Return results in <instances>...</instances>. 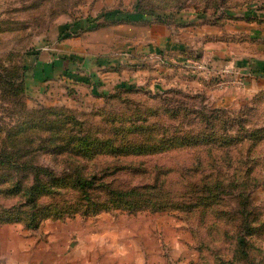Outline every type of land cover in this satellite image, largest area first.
I'll return each mask as SVG.
<instances>
[{"label": "rangeland", "instance_id": "rangeland-1", "mask_svg": "<svg viewBox=\"0 0 264 264\" xmlns=\"http://www.w3.org/2000/svg\"><path fill=\"white\" fill-rule=\"evenodd\" d=\"M238 1V5L257 7L262 2ZM14 2L17 11L4 15L0 28V220L6 217L5 210L14 209L19 221L7 223L27 229L37 230L47 222L102 228L88 238L82 236L78 258L75 255L72 262L69 249L65 264H264V139L257 132L264 127L263 95L242 110L215 107L203 95L175 88L119 91L116 99L103 96L101 101L85 104L75 97L73 86L66 90L68 97L54 101L32 95L26 85L29 55L44 52L37 37L46 30L51 32L62 16L67 20L86 13L96 17L100 11L118 7L157 15L164 12L160 16L169 18L185 5L202 6L204 0ZM48 123L67 127L61 135L67 132L71 147L106 139L112 141V147H121L118 153L130 154L117 160L104 151L90 161L81 153H61L45 143L51 135L43 130ZM200 136L210 142L197 148L187 144L151 150L168 137L193 140ZM134 145L149 148L139 152ZM69 155L79 169L86 166L82 177L96 174L122 189L151 183L158 172L172 204L160 210L114 206L95 214L81 210L59 215L55 205L68 209L81 198L77 191L62 188L54 196L49 192L39 197L36 210L43 217L38 227H29L30 204L34 205L31 187L74 176L79 169ZM116 161H142L147 174L115 169ZM107 166L112 169L104 173ZM14 185L16 193L11 189ZM103 197L99 194L94 200ZM45 208L52 210L50 216L44 217ZM74 241L76 246V237Z\"/></svg>", "mask_w": 264, "mask_h": 264}, {"label": "crops", "instance_id": "crops-1", "mask_svg": "<svg viewBox=\"0 0 264 264\" xmlns=\"http://www.w3.org/2000/svg\"><path fill=\"white\" fill-rule=\"evenodd\" d=\"M14 1L0 0V28L3 16L17 11ZM126 11L137 21L92 30L87 28V19L94 15L88 13L57 19L51 32L46 30L36 39L44 52L29 55L30 73L25 80L32 95L58 101L68 97L66 90L73 86L75 97L88 104L127 88H175L203 95L215 107L240 110L264 91V9L185 5L161 20L142 19L137 10ZM190 57L205 61L207 69L195 72L186 64ZM226 67L238 69L244 83L217 86L213 71ZM96 229L47 222L32 230L1 223L0 264H65L69 249L74 262L82 236L88 238Z\"/></svg>", "mask_w": 264, "mask_h": 264}, {"label": "trees", "instance_id": "trees-1", "mask_svg": "<svg viewBox=\"0 0 264 264\" xmlns=\"http://www.w3.org/2000/svg\"><path fill=\"white\" fill-rule=\"evenodd\" d=\"M200 1L202 2L203 0ZM215 1L216 3L213 4L214 0L211 1L204 0L202 6H204L205 8H214L218 10L221 8H228L235 6L239 7L242 5L244 6V4L245 5L247 4L244 3L238 5L239 4L238 0H235L236 4L232 0H215ZM160 7L167 8L162 5ZM260 9H264V0H262L261 2ZM137 11L140 15H142L143 17L142 19H146L147 17H150L161 20L163 18V16L157 15L155 14V12L149 13L148 11L141 9ZM128 21H137L136 19H134L133 13H129L125 10H120V9H112V10L110 9V10L102 11L96 17H89L87 19V28L92 30L100 26H104L106 24L128 22ZM127 90L145 91L144 88L143 89L127 88L124 90L123 89L118 90L117 92L112 94L104 95V97L107 100L116 99L118 97L119 91H127ZM262 95L264 97V91L259 93L255 97L254 101H256V99H258ZM214 109L221 110V108H214ZM119 121L122 120L119 119ZM65 129L67 130V127L65 128L64 124L55 125L48 123V125L44 127L43 130H48L51 135L49 136L48 139L45 140V143L52 144L53 148L61 153L66 151H69L70 154L81 153L83 154V156L89 157L90 161L92 159L94 160V155L100 154L101 152L104 151L107 152L106 154L112 156L113 158H116L117 160H119L121 156H127L128 154H130V153H118L121 147L118 146L116 147L115 145L114 147H112L111 144L112 141L106 139H100L97 142L87 141L88 143L84 142L81 146L71 147L70 141H68L67 136H65L67 132L64 135H61L65 132ZM257 132H259V136H261V139H264V134H263L264 127L258 129ZM200 137H196L193 140H187L186 137H179V138L168 137L167 139H164L163 141L159 142L158 145L151 147V150H164L168 148L169 149L173 148L174 146H185L187 144H188L187 146H193L197 148L202 143L210 142L207 139H205V137L202 138ZM256 138L260 139V137H256ZM55 142H58V144H53ZM146 148L148 150L149 147L143 145H138L134 147V149L139 152L146 150ZM134 149H130L129 152H132L131 154H135ZM69 158L71 159L75 167L79 169L78 167L79 163L76 161V159H72L71 155H69ZM134 162L135 163L125 162V164L124 163L122 164L119 161H116L117 166L115 169H119L120 171H125L130 173L131 175H137V176L138 175L142 176L147 174L145 163H143L142 161H134ZM106 168L107 169L105 170L104 173H108L112 169L108 166ZM85 170H86V166L80 167V169L76 171L74 176L65 175L61 178L56 179L50 185L44 184L41 186L39 185L32 186L30 191L32 194V203L34 205L30 204L32 209L28 213L29 218L27 220V225L29 227L36 228L40 224V220L42 219V218L40 219V217L43 216L40 215L39 212L36 210L37 207L36 201L39 199V197H41L42 195L44 196L49 192L52 193L51 196H54V193L59 192V189L62 188L77 191L78 193L81 194V198H79L75 202L70 203L67 207L68 209L60 210L58 209L59 208L58 205H55L54 207L56 208V212L60 213L59 215L65 213V211L69 213H76L81 210L85 212V214H90V213L95 214L100 212L101 210L110 209L111 207L114 206H129L133 210L144 209V208H152L155 210H160V209H168L172 204L173 199H171L170 193L168 191H165V189L167 188V184L165 181H162V183H160L158 172L154 174V181L151 183H143L139 186H133L130 188L122 189L120 187H114L113 186L114 183L109 181L108 182L104 181L103 178L100 179L96 178L97 176L96 174H94L93 176L88 175V177H82L85 174ZM187 170L189 172V168ZM187 170L185 171V174L187 173ZM11 189L15 190V192L13 193L18 192V188L15 185L12 186ZM99 194H104L103 199L99 201L94 200L99 198ZM84 203H86V206H84ZM44 212L46 214L44 217L50 216V214H52V210H50L49 208H45ZM17 213L19 212L15 211L14 209L5 210L4 216L6 217H2L3 219L0 220V223L19 221V218L16 217Z\"/></svg>", "mask_w": 264, "mask_h": 264}, {"label": "built area", "instance_id": "built-area-1", "mask_svg": "<svg viewBox=\"0 0 264 264\" xmlns=\"http://www.w3.org/2000/svg\"><path fill=\"white\" fill-rule=\"evenodd\" d=\"M186 64L189 65L195 72H202L207 69V63L200 58L190 57ZM215 84L219 87L228 85H242L244 83L242 73L234 67H226L221 70L213 71Z\"/></svg>", "mask_w": 264, "mask_h": 264}]
</instances>
